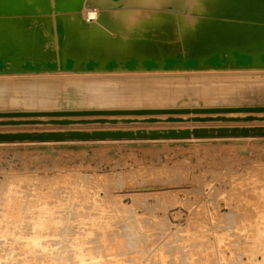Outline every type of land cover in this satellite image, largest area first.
Returning <instances> with one entry per match:
<instances>
[{"label": "bare ground", "instance_id": "6f19581e", "mask_svg": "<svg viewBox=\"0 0 264 264\" xmlns=\"http://www.w3.org/2000/svg\"><path fill=\"white\" fill-rule=\"evenodd\" d=\"M248 1L25 0L24 22L0 16V58L10 60L0 73V144L264 137V17L242 11ZM13 6L20 1L0 0L4 12ZM84 9H97L86 15L95 21ZM237 52L254 63L230 64ZM215 53L227 63H207ZM27 60L35 72L23 68ZM86 126L117 128L5 131Z\"/></svg>", "mask_w": 264, "mask_h": 264}, {"label": "rangeland", "instance_id": "374dc122", "mask_svg": "<svg viewBox=\"0 0 264 264\" xmlns=\"http://www.w3.org/2000/svg\"><path fill=\"white\" fill-rule=\"evenodd\" d=\"M263 211L264 137L0 144L1 264H264Z\"/></svg>", "mask_w": 264, "mask_h": 264}, {"label": "water", "instance_id": "95a60500", "mask_svg": "<svg viewBox=\"0 0 264 264\" xmlns=\"http://www.w3.org/2000/svg\"><path fill=\"white\" fill-rule=\"evenodd\" d=\"M19 1H20L21 7H19L17 9V8H15V6H13L14 7V10H9L8 9L5 12L2 11V10H0V16L5 15L4 18H14V17L19 18L17 20L18 22H16V20H13L12 19L11 21H15L14 23L24 22V17L26 16L25 15V12H23V10L25 8L24 7L25 0H19ZM248 3H249L248 7L245 8L244 10L242 9V11H244L247 15H253V14H255L257 16H261L262 15V17H264V2L263 1H260V0H250V1H248ZM257 6H259V10H258V12L254 13V10H255V8ZM218 20H220V21H228L230 23L235 21V20H232V19H218ZM241 23L246 24V25H250L249 28L251 30H254L253 25L258 24L257 21H248V20H244ZM226 35H227V33H226ZM1 36H0V41H1L0 44L2 45V44H5V43H3L4 36H2V37ZM215 37H218V34H216ZM57 38H58V35H57ZM3 46H1V47H3ZM171 46H173V45H171ZM224 56H225L224 58L222 57V59H223V61H222V59L220 58V56H218V54L215 53V54L211 55L209 58H207L205 60H206L207 63L211 62V64H220V63L221 64H225V63H227L226 62L227 56H226V54ZM259 57H261V60L260 61L264 64V59H263L264 58V53H262ZM171 60L172 61H175L173 58H171ZM189 61L191 62V64L193 63L196 66L199 65V64H201V62L198 61V58H190ZM253 61L254 60H253L252 56H250L248 53L242 52V53H238V56L236 58H234L233 61H231L230 64H232V63H236L237 64L238 63L241 66H243V65L251 66L254 63ZM0 64H1V66H0V73H4V72H6V69L8 68V66H10V60H8V62H4V59L0 58ZM27 64H28L29 67H26ZM57 65H58V63L51 62V61H49V62L46 63V67L50 71H55V68H57ZM74 65H75V62L72 59H65L64 60V66H65V69L67 71H69V72L70 71H73ZM115 65L116 64H114V63L113 64L109 63L107 70L108 71H113V69H115V68L110 69V67L111 66H115ZM155 65L158 66L157 64H155ZM173 66H175V65L173 64ZM35 67H39L38 64L36 62H31L29 60H27V62L23 64V68L25 70L29 71V72H35L36 71L35 70ZM95 68H96V63L94 61H91L90 63H88L86 71L93 72ZM190 68L191 69H197V68H194V67H190ZM210 68H215V67L212 66ZM150 70H156V69L152 68Z\"/></svg>", "mask_w": 264, "mask_h": 264}]
</instances>
